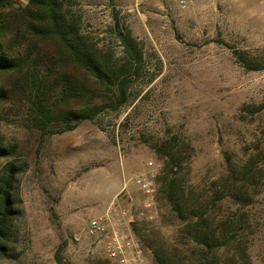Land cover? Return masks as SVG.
<instances>
[{
	"label": "rangeland",
	"instance_id": "rangeland-1",
	"mask_svg": "<svg viewBox=\"0 0 264 264\" xmlns=\"http://www.w3.org/2000/svg\"><path fill=\"white\" fill-rule=\"evenodd\" d=\"M60 1L102 60L122 61L118 32L136 39L142 60L117 105L52 38L18 30L17 49L29 47L31 59L0 72V138L17 147L0 170L6 161L24 169L13 190L12 256L0 264H60L57 253L64 263L109 264L87 224L108 208L140 206L137 176L154 189L152 219L133 225L152 264L157 254L173 264L200 251L166 197L170 180L188 221L202 212L210 231L233 240L211 255L218 264H264V68L245 67L235 53L264 63V0H198L185 10L167 0ZM68 78L81 88L70 98ZM40 105L50 109L43 127ZM83 107L100 110L55 132ZM170 148L174 168L162 156Z\"/></svg>",
	"mask_w": 264,
	"mask_h": 264
},
{
	"label": "trees",
	"instance_id": "trees-1",
	"mask_svg": "<svg viewBox=\"0 0 264 264\" xmlns=\"http://www.w3.org/2000/svg\"><path fill=\"white\" fill-rule=\"evenodd\" d=\"M15 11L16 13H13ZM24 28L25 33L40 38H52L58 47V52L62 56H67L80 68L92 75L97 82L111 91L116 99L117 105L126 99V90L133 81L135 74L131 71L136 69L142 60V51L138 43L130 33L118 32V37L123 50V59L119 64H110L102 60L94 48L82 40L78 35L76 21L63 8L60 0H27L24 7L16 4L14 0H0V72L6 73L18 70L25 66L31 54L30 48L24 54L19 53L17 38L20 33L18 30ZM239 61L247 68L259 70L264 68V63L260 61H250L246 56L235 51ZM31 59V58H30ZM30 88L33 91L38 88L36 83L37 74L34 73ZM64 95L70 98L81 91L75 81L68 78L64 82ZM4 93L0 89V100ZM40 113L42 127L48 124L50 119V109L46 105L37 108ZM100 110L99 107H83L69 111L66 121L55 132L67 131L75 128L85 119H91ZM15 144H7L0 138V159H9L16 153ZM166 163L177 167V157L173 148L166 151L163 155ZM24 165L15 161H6L0 170V257L12 256L11 242L14 235V220L20 215V210L16 206L13 195L17 175L23 171ZM176 184L170 180L166 188V197L173 204V209L179 214L181 220L186 223L188 238L200 251L193 261L188 257H180L178 253L173 259V264H218L215 256L223 246H228L232 239L228 237L225 230L220 232L210 231L206 224L204 213H194L192 217L195 221H188V216L183 213L182 203L175 200ZM187 245V243H183ZM57 261L60 264H69L61 261L58 253ZM158 264H168L160 255H155ZM172 264V262L170 263Z\"/></svg>",
	"mask_w": 264,
	"mask_h": 264
},
{
	"label": "built area",
	"instance_id": "built-area-1",
	"mask_svg": "<svg viewBox=\"0 0 264 264\" xmlns=\"http://www.w3.org/2000/svg\"><path fill=\"white\" fill-rule=\"evenodd\" d=\"M180 10H185L198 0H167ZM136 182L146 198L140 206L131 203L116 212L108 208L101 215L91 218L87 224V234L102 247L109 264H152L149 250L133 229L142 219H152L150 214L154 189L142 176Z\"/></svg>",
	"mask_w": 264,
	"mask_h": 264
},
{
	"label": "water",
	"instance_id": "water-1",
	"mask_svg": "<svg viewBox=\"0 0 264 264\" xmlns=\"http://www.w3.org/2000/svg\"><path fill=\"white\" fill-rule=\"evenodd\" d=\"M116 31H119V28L116 26Z\"/></svg>",
	"mask_w": 264,
	"mask_h": 264
}]
</instances>
